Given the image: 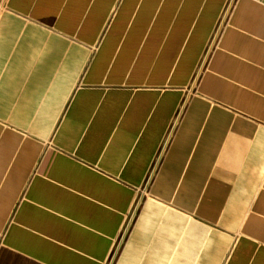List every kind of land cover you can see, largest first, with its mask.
<instances>
[{
  "label": "crops",
  "instance_id": "0c3cea01",
  "mask_svg": "<svg viewBox=\"0 0 264 264\" xmlns=\"http://www.w3.org/2000/svg\"><path fill=\"white\" fill-rule=\"evenodd\" d=\"M227 2L0 0V264H105L138 200L113 264H264V0L210 44Z\"/></svg>",
  "mask_w": 264,
  "mask_h": 264
},
{
  "label": "built area",
  "instance_id": "2783aa9c",
  "mask_svg": "<svg viewBox=\"0 0 264 264\" xmlns=\"http://www.w3.org/2000/svg\"><path fill=\"white\" fill-rule=\"evenodd\" d=\"M231 2H232V0H228L226 6L223 8L221 16H220V19L218 21V24H217V26H216V28L214 30L213 35H212L210 44L213 43V41H215V39L217 38L218 34L220 33L221 26L223 25V23L225 22V20L227 18ZM208 47L206 48V51H207ZM167 141H168V139L164 140L162 146L160 147V150L158 151V154L156 155L154 161L152 162V165H151V167L149 169V172H148V174L146 176V179L144 181L142 194L147 189V187L149 186L151 180L153 179L154 173L156 172L157 167L159 165L161 155L163 154V152L166 149ZM138 203H139V200L136 201V204L134 205V208L132 209V216L129 218L128 224H126L125 227L121 230V232L119 234V237H118V239H117V241L115 243V246H114L112 252L110 253V256L108 257V260L106 261L105 264H113V262H114V260L116 258V255H117V253L119 251V248L121 247V244H122V242H123L128 230H129V227L131 225V222H132L133 217L135 215V212L137 210Z\"/></svg>",
  "mask_w": 264,
  "mask_h": 264
},
{
  "label": "rangeland",
  "instance_id": "374dc122",
  "mask_svg": "<svg viewBox=\"0 0 264 264\" xmlns=\"http://www.w3.org/2000/svg\"><path fill=\"white\" fill-rule=\"evenodd\" d=\"M132 216V210L129 212V214L127 215V217H126V220H125V222H124V224H123V226H122V229L125 227V225L126 224H128V220H129V218ZM121 229V230H122Z\"/></svg>",
  "mask_w": 264,
  "mask_h": 264
}]
</instances>
